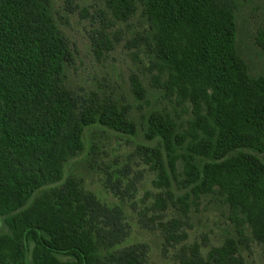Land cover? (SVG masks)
Here are the masks:
<instances>
[{
    "label": "trees",
    "instance_id": "obj_1",
    "mask_svg": "<svg viewBox=\"0 0 264 264\" xmlns=\"http://www.w3.org/2000/svg\"><path fill=\"white\" fill-rule=\"evenodd\" d=\"M238 1L104 0L110 26L139 12L135 39L169 102L137 123L117 99L68 87L73 49L52 0H0V264L146 263V244L121 245L122 206L64 176L91 127L141 132L139 153L161 189V209L168 201L187 215L203 198L227 208L233 233L205 254L192 245L180 264H243L248 239L264 250V74H251L240 54ZM108 29L91 35L95 54L113 49ZM130 86L145 100L137 76ZM122 180L109 181L120 198Z\"/></svg>",
    "mask_w": 264,
    "mask_h": 264
},
{
    "label": "rangeland",
    "instance_id": "obj_2",
    "mask_svg": "<svg viewBox=\"0 0 264 264\" xmlns=\"http://www.w3.org/2000/svg\"><path fill=\"white\" fill-rule=\"evenodd\" d=\"M52 2L55 19L73 49V61L66 67L68 87L117 99L131 107L137 123H141V114L169 106L152 78L155 71L149 58L135 39L143 26L139 12L126 22L110 26L108 14H103L104 0ZM235 11L240 54L251 74H264L261 45L264 44V0H239ZM105 27L114 33L113 49L98 55L90 37ZM132 76L141 80L146 90L145 100H137L132 93ZM143 143L141 132L133 136L99 127L88 128L84 133V149L66 163L64 176L80 178L84 188L101 202L122 206L128 233L121 245L146 244L145 264H180L179 259L194 244L200 245L203 254L210 247L220 245L234 231L227 208L209 198L201 199L197 206L191 205L187 215L178 212L168 201L164 209L156 206L155 199L161 189L154 185L155 174L139 153V145ZM118 175L123 176L119 186L121 198L114 195L109 184ZM125 180H129V186ZM174 220L178 221L176 228L171 225ZM4 229L0 217V232ZM240 255L243 264H264V250L251 239L240 248Z\"/></svg>",
    "mask_w": 264,
    "mask_h": 264
}]
</instances>
